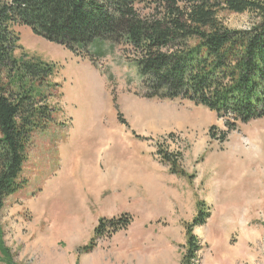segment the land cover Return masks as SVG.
<instances>
[{
  "label": "rangeland",
  "instance_id": "rangeland-1",
  "mask_svg": "<svg viewBox=\"0 0 264 264\" xmlns=\"http://www.w3.org/2000/svg\"><path fill=\"white\" fill-rule=\"evenodd\" d=\"M219 17L231 30H247L252 22L248 14ZM14 30L16 58L55 65V75L40 88L55 116L30 136L20 173L25 189L4 200L0 264H7L1 247L12 264H102L121 235H145L138 239L144 245L164 241L173 248L169 264H180L186 226L201 204L208 218L192 228L201 246L199 264H264V117L229 130L202 105L144 98L126 47L95 41L72 53L26 26ZM164 161L185 176L172 174ZM135 162L141 166L135 189L107 177L134 169ZM102 175L107 178L96 185ZM129 191L144 202L132 208L128 199L112 201ZM110 207L115 214L105 218L125 211L132 224L98 240L92 252L80 251Z\"/></svg>",
  "mask_w": 264,
  "mask_h": 264
},
{
  "label": "trees",
  "instance_id": "trees-1",
  "mask_svg": "<svg viewBox=\"0 0 264 264\" xmlns=\"http://www.w3.org/2000/svg\"><path fill=\"white\" fill-rule=\"evenodd\" d=\"M222 12L248 14L250 28L229 29ZM20 25L72 53L95 41L126 47L144 98L202 105L229 130L264 117V0H0V211L7 197L25 189L20 173L32 132L55 116L40 91L55 75V65L15 57L14 27ZM166 163L172 174L185 176L175 163ZM202 206L186 226L180 264H199L201 246L192 228L208 218ZM132 222L129 214L99 219L80 251L92 252L98 240Z\"/></svg>",
  "mask_w": 264,
  "mask_h": 264
},
{
  "label": "crops",
  "instance_id": "crops-1",
  "mask_svg": "<svg viewBox=\"0 0 264 264\" xmlns=\"http://www.w3.org/2000/svg\"><path fill=\"white\" fill-rule=\"evenodd\" d=\"M139 162V161H138ZM137 162L134 164H130L134 169H129L124 171V169H119L118 171H115L113 174L109 173V176H115V178H119L120 183L122 185H132L134 188V185H140L139 183V178L141 180L140 176V168L141 166L136 165ZM100 173V172H99ZM101 174V173H100ZM100 177V175H97ZM107 177H104L102 175V181L99 183H96L101 185L105 181ZM135 189V188H134ZM128 199V200H127ZM154 202L157 203L158 197L155 196ZM129 201V204H132L134 208V205L138 203H143L144 202V197L141 196L140 194H137L135 191L128 192L122 196L112 197V201L118 202L120 204H123L127 201ZM115 206V205H114ZM124 206V205H123ZM117 208L119 206H116ZM122 206H120L121 208ZM130 207V206H129ZM122 209V208H121ZM125 209V208H124ZM132 211V210H131ZM111 212L112 214H108ZM107 214H100L98 217L99 219L105 218L107 216H112L115 214V212L112 210L110 207L109 210L106 212ZM122 214H129L124 211ZM96 218V220L98 219ZM98 219V220H99ZM143 236H137L136 237H129V236H116L112 239L116 242L113 246H111V251L105 252L103 255V262L102 264H169V262L173 261V248L165 246V242L162 241V244L157 243V244H142L141 241L139 242L138 239H145ZM141 237V238H139ZM150 238V237H146ZM158 239H162L161 237H158ZM84 261V262H83ZM82 262L80 261L79 264H87L85 260ZM136 261L135 263H133ZM96 264V262H93Z\"/></svg>",
  "mask_w": 264,
  "mask_h": 264
}]
</instances>
